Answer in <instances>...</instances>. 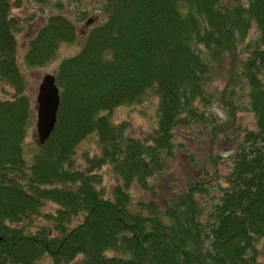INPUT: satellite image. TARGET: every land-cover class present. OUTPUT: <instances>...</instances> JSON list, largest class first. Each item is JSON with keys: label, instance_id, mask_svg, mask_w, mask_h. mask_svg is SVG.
<instances>
[{"label": "trees", "instance_id": "1", "mask_svg": "<svg viewBox=\"0 0 264 264\" xmlns=\"http://www.w3.org/2000/svg\"><path fill=\"white\" fill-rule=\"evenodd\" d=\"M12 5L0 0V83L10 87L0 99V264L46 256L52 264H264V0H104L106 20L57 67L56 127L30 163L23 145L34 104L18 62L21 24ZM252 26L259 39L240 60L237 49ZM77 34L65 15H51L28 41L24 63L45 66ZM226 56L228 93L248 84L256 127L229 133L236 146L218 202L201 206L213 193L203 177L163 206L150 199L134 209L132 187L155 193L178 127L199 124L213 140L232 130V112L219 121L203 110L212 63ZM150 91L159 98L156 126L130 136L126 122L112 120L113 109L141 103ZM92 133L98 153L78 167V145ZM104 166L116 182L110 194L101 183ZM48 203L57 208L43 214ZM42 216L48 220L38 224Z\"/></svg>", "mask_w": 264, "mask_h": 264}, {"label": "rangeland", "instance_id": "2", "mask_svg": "<svg viewBox=\"0 0 264 264\" xmlns=\"http://www.w3.org/2000/svg\"><path fill=\"white\" fill-rule=\"evenodd\" d=\"M224 2L236 3L241 1L247 3L248 0H223ZM104 0H49L47 3H39L34 0H12L11 13L21 24V29L17 32L18 40V62L22 73L26 77L28 84V94H30L33 105V117L25 139V156L30 163L34 159V154L38 152L40 145L38 144L37 133V104L36 99L42 78L49 74H56V70L60 61L68 56L77 54L78 50L85 43L88 33L97 24L106 20V9L102 8ZM54 14L65 15L71 20L78 31L76 41L74 43H62L56 50L55 57L43 67L31 68L24 63L25 51L28 48V41L35 36L38 29L46 23L48 17ZM259 32L256 26H252L247 39L240 42L237 49L238 59L247 56L248 50L254 46V42L258 41ZM259 43V42H258ZM201 53L205 50L200 45ZM229 57L221 59V62H213V71L211 72V80L207 83V92L211 95V102L207 107H203L205 114L209 116L215 115L219 121L224 120L227 114H234L232 121L234 126L232 130H228L227 134L222 135L223 138H212L206 128L199 124H193L188 127H178L174 131L175 138V155L167 161L165 171L156 176L153 180V189L149 192L142 190L138 185L132 187V207L138 209L140 202L147 200L157 201L161 206L167 198L176 195L182 191L190 183L207 177L206 186L211 187L213 192L205 201L201 202V206L205 209L219 200V185L224 184L223 175L226 174L231 165V153H233L236 144H234L229 133L235 131L241 132L246 127L255 129V113L250 111L249 103V87L243 80L235 86V92L232 97L228 93L231 89L229 79L230 63ZM240 63L237 68H240ZM241 79V78H240ZM10 87L0 83V99L7 98ZM231 101L233 105L228 106L222 104L223 100ZM159 98L152 91L148 93L141 103L131 105H120L116 107L112 113V120L115 123L126 122V133L130 136L143 137L146 133H151L156 126L157 110ZM230 115V114H229ZM237 129V130H235ZM98 137L92 133L88 138L81 141L76 150V163L78 167H83L86 156L98 153ZM103 173L102 186L106 189V193L110 194L111 189L116 183L113 173L109 171L107 166L101 170ZM209 172V174H207ZM56 204L48 203L44 209V213H54ZM47 218L42 216L38 224H45ZM82 217L76 218L81 221ZM262 249L264 256V241L258 245ZM262 260V258H261ZM37 264H52L49 257H43Z\"/></svg>", "mask_w": 264, "mask_h": 264}, {"label": "water", "instance_id": "3", "mask_svg": "<svg viewBox=\"0 0 264 264\" xmlns=\"http://www.w3.org/2000/svg\"><path fill=\"white\" fill-rule=\"evenodd\" d=\"M37 104V133L38 144H44L56 127L58 109L60 106L59 86L53 74L45 75L40 82Z\"/></svg>", "mask_w": 264, "mask_h": 264}]
</instances>
